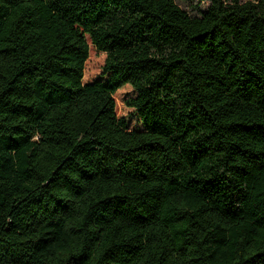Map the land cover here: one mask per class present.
Masks as SVG:
<instances>
[{
	"label": "trees",
	"instance_id": "trees-1",
	"mask_svg": "<svg viewBox=\"0 0 264 264\" xmlns=\"http://www.w3.org/2000/svg\"><path fill=\"white\" fill-rule=\"evenodd\" d=\"M200 1L0 0V264H264V0Z\"/></svg>",
	"mask_w": 264,
	"mask_h": 264
},
{
	"label": "rangeland",
	"instance_id": "rangeland-1",
	"mask_svg": "<svg viewBox=\"0 0 264 264\" xmlns=\"http://www.w3.org/2000/svg\"><path fill=\"white\" fill-rule=\"evenodd\" d=\"M228 1V0H227ZM246 1V0H242ZM176 2L179 4V6L186 10L191 15H198L200 14L201 10H204L207 8L209 2L208 1H200V0H176ZM95 49L93 46H91V56H95ZM121 104L120 102L118 103Z\"/></svg>",
	"mask_w": 264,
	"mask_h": 264
}]
</instances>
